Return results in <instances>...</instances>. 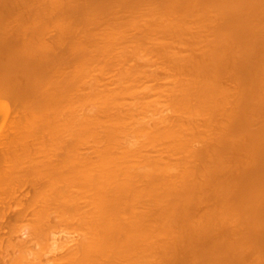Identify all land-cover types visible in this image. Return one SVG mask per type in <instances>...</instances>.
I'll list each match as a JSON object with an SVG mask.
<instances>
[{
	"label": "bare ground",
	"instance_id": "6f19581e",
	"mask_svg": "<svg viewBox=\"0 0 264 264\" xmlns=\"http://www.w3.org/2000/svg\"><path fill=\"white\" fill-rule=\"evenodd\" d=\"M78 1L23 0L34 9L12 12L0 0L9 11L0 12V101H10L0 114V264H44L29 257L27 237L12 241L29 216L46 236L55 216L69 226L78 218L84 239L53 264H264V0ZM14 13H32L33 25L22 18L30 27L21 19L12 39ZM88 21L108 25L91 37ZM47 24L60 26L49 43L65 48L43 43ZM140 59L160 69L144 72L156 66ZM157 96L179 114L150 126L135 112L155 113ZM203 203L213 209L199 213Z\"/></svg>",
	"mask_w": 264,
	"mask_h": 264
},
{
	"label": "rangeland",
	"instance_id": "374dc122",
	"mask_svg": "<svg viewBox=\"0 0 264 264\" xmlns=\"http://www.w3.org/2000/svg\"><path fill=\"white\" fill-rule=\"evenodd\" d=\"M7 1H8V0H7ZM12 1L15 3V2H17V1H19V0H17V1L12 0ZM20 1H22L21 4H23V0H20ZM20 1H19V3L17 2L18 4L16 3L17 5L15 4V6H18V7H19V5H20V8H15V9H16L15 11H14V10H11V9H12L11 7H12V6L14 7V3L12 2L13 5H10L11 7L9 6V7H10V8H9L10 11H12V12H16V11H18L17 9H20V10H21V8H23V9H24V12L27 11V10H29V12H30L31 9H32L33 7H35V6H32V4H31L32 2L29 3L30 5L27 4V3H25V4H23L24 6L21 7ZM40 1H41V5H42V0H40ZM44 1H45V0H44ZM4 2H6V1H4ZM34 2H36V1H34ZM78 2H80V1H78ZM81 2H83V1L81 0ZM81 2H80V3H81ZM6 3H7V2H6ZM8 3L11 4V0H10V2H8ZM35 4H36V3H35ZM35 4L33 3V5H35ZM38 4H39V0H38V3L36 4V6H38ZM0 5H1V3H0ZM26 5H28V7L32 6V8H31V7H30L29 9H28V7H27V8H24V7H26ZM41 5H40L39 7H42ZM3 7H4V5L2 4V9H3ZM6 7L8 8V5H7V4H6ZM39 7H36V8L38 9ZM140 7H143V5L140 6ZM0 9H1V8H0ZM33 9H34V8H33ZM33 9H32V10H33ZM39 9H40V8H39ZM20 10H19V12H20ZM116 10H117V8L115 9V11H116ZM118 10H120V8H118ZM118 10H117V11H118ZM2 11H3V10H2ZM2 11H0V12H2ZM5 11H8V10H5ZM5 11H3V12H5ZM48 11H49V10H48ZM48 11H47V12H48ZM50 11H51V10H50ZM52 11H54V10L52 9ZM52 11H51V13H52ZM122 11H123V10H122ZM8 12H9V11H8ZM44 12L46 13V11H44ZM55 12H56V11H55ZM55 12H53L52 14L55 15V14H54ZM124 12H126V11H124ZM124 12H123V13H124ZM128 12H129V11H128ZM21 13L24 14L23 11H21ZM21 13H20V15H19L18 13H14V14H13V15H15V14L17 15V16H15V17H18V16L20 17V16H21V18H19L18 20L16 19L17 21H14L15 18H14V16L12 15L13 21H8V22L10 23V26H8L9 24H6V23H8V22H6V21H7V20H6L7 18H6V17L4 18V20H5V23H4V24L7 25V27H6L5 30H7V29L9 28V29L6 31V33L9 32L8 34H11V35H9V36H11V37L13 36V35H12L13 31H15V34H14V35H16V32H18L17 30H15L17 27H19V25H17V24H19V23H17V22H21V21H22V23L20 24V26H21L22 24H23V25L26 24L25 26H27L28 28H29L31 25H33V24L31 23V21H32L31 19H32V17H33V16H32V13H29V15L31 14L30 16H32V17L26 15L27 18L30 17V18H28V19H27L26 17L24 18V15L27 14L28 12L25 13V14L23 15V17H22V14H21ZM41 13L44 14L43 11H42ZM115 13H116V12H115ZM115 13H114V14H115ZM118 13H119V12H118ZM121 13H122V12H121ZM123 13L120 14V16H122V15L124 16L125 13H124V14H123ZM126 13H127V12H126ZM0 14L3 16V14H5V13H0ZM35 14L37 15V13H35ZM35 14H34V15H35ZM49 14H50V12H49ZM49 14L47 13L48 16H49ZM52 14H50V15H52ZM128 14H129V13H128ZM128 14H126V15L129 16ZM1 15H0V16H1ZM9 15H11V12L6 14V16L9 18V20H11V19H10L11 17H10ZM115 15H116V14H115ZM126 15H125V16H126ZM4 16H5V15H4ZM4 16H3V17H4ZM42 16H43V15H41V17H42ZM44 16H46V15L44 14ZM118 16H119V15H117V17H118ZM123 16H122V18L125 17V16H124V17H123ZM50 17H51V16H50ZM52 17H53V16H52ZM112 17H114V15H112L110 18H112ZM1 18H2V17H1ZM22 18H24L25 20H29V19H30V20H31V21L29 20V21H30L29 23H31L30 26H28L29 23H28V25H27V23H26V22H28V21H25V20H23ZM106 18H108V17H106ZM125 18H126V17H125ZM125 18H124V20H125ZM21 19H22V20H21ZM102 19H104V18H102ZM4 20H3V21H4ZM20 20H21V21H20ZM36 20H38V19H36ZM98 20H99V19H98ZM98 20H93V22H95V21L98 22ZM105 20H107V19H105ZM105 20H103V21H105ZM110 20H111V19H110ZM110 20H109L108 22H110ZM121 20H122V19H121ZM145 20H146V19H144L143 21H145ZM24 21H25V24L23 23ZM101 21H102V20H101ZM101 21L99 20L100 23L98 22L100 25L103 23V21H102V22H101ZM141 21H142V19H140L139 22L141 23ZM38 22H39V20H38ZM63 22H64V24L66 25V22H65V21H63ZM93 22L91 21V23H92V25H93V26L91 25L92 28L94 27V25L96 26V24H93ZM97 22H95V23H97ZM106 22H107V21H106ZM108 22H107V23H108ZM98 23H97V24H98ZM111 23H112V22H111ZM143 23H145V22H142V25H143ZM50 24H51V23H50ZM50 24H47V25H49V26H48L49 28H50ZM59 24H60V23H59ZM62 24H63V23L61 22L60 26H61ZM87 24H88V25H86V28H87V26H89L88 28L91 29V27H90V25H89V24H90L89 21H88ZM145 24L147 25V21H146ZM23 25H22L21 27H24ZM47 25H46V26H47ZM65 25H64V26H65ZM104 25L106 26V25H108V24H105V23H104ZM104 25L102 26V29H101V27H100L99 25H97L94 29H96V30H97V29H98V30H103ZM140 25H141V24H140ZM16 26H17V27H16ZM53 26H55L57 29H58V27L60 28V26L55 25V24H54ZM57 26H58V27H57ZM81 26L83 27L82 24H81ZM84 26H85V25H84ZM21 27H20V28H21ZM48 27H47V30H48V31L45 30L46 27L44 28L45 32L47 31L46 33H44V31H43V33H44L43 36H47V38L45 37L46 40L50 39V37H52V36L54 35V33L56 32V30H57V29H56V30L54 29L55 27L52 28V29H51V28L49 29ZM97 27H99V28H97ZM24 28H25V27H24ZM28 28H27V29H28ZM64 28H66V26H65ZM88 28H87V29H88ZM105 28H106V27H105ZM105 28H104V29H105ZM139 28H140V27H139ZM18 29H19V28H18ZM89 29L86 30V32H87V31H88V32L91 31L90 34H88V35H91V37H92V35L95 36V32H96V35H97V32H100V31H98V30H97V31L95 30V32H94V31H92V30H94V29H91V30H89ZM108 29H109V27L107 28V31H108ZM135 29H137V30L135 31L136 34H137V31L140 32V30H139L138 28H135ZM140 29H142V28H140ZM5 30H4V31H5ZM54 30H55V31H54ZM208 30H209V29H206V31H208ZM58 31H60V30H58ZM58 31H57V32H58ZM107 31H105V33H107ZM129 31H132V29L129 30ZM129 31H127V32H129ZM11 32H12V33H11ZM57 32H56L55 34H57ZM101 32H102V31H101ZM103 32H104V31H103ZM103 32H102V33H103ZM122 32H126V31L124 30V31H122ZM202 32H204V31H202ZM58 33H59V32H58ZM91 33H94V34H91ZM105 33H104V34H105ZM135 33H134V30H133V32H130L129 34H128V33H125V34H128V35L131 37V35H133V36L135 35V36H136ZM205 33H206V32H205ZM205 33H204V34H205ZM209 33H210V30H209ZM46 34H47V35H46ZM99 34H101V33H99ZM201 34H202V33H201ZM206 34H207V33H206ZM206 34H205V35H206ZM102 35H103V34H102ZM208 35H209V34H208ZM36 36H37V35H36ZM36 36H35V37H36ZM43 36H42V40H44V39H43ZM57 36H58V35H57ZM206 36H207V35H206ZM210 36H211V33H210ZM210 36H209V37H210ZM14 37H15V36H14ZM16 37H17V36H16ZM54 37H56V36H55V35L53 36V39L50 40V43H52L51 41L55 40ZM66 37H67V36H66ZM211 37H212V36H211ZM211 37H210V38H211ZM12 39H14V38L12 37ZM66 39H67V38H66ZM46 40H44L45 42H43V41H42V42H43V43H46V44L49 45V46H51V48H49V49H52V45H53V44L51 45V44L49 43V40H48V41H46ZM63 40H64V41H67V40H65V38H64ZM35 41H36V40H35ZM47 42H48V43H47ZM170 42H171V40H170ZM176 42L178 43V41H176ZM176 42H174V43H176ZM36 43H37V41H36ZM65 43H66V44H65ZM65 43H62L64 47L61 45L60 48H61V47H62V48H65V47L68 45L69 41H68V42H65ZM181 43H182V41H181ZM178 44H179V43H178ZM65 45H66V46H65ZM176 45H177V44H176ZM180 45H181V44H180ZM180 45H178V47L176 46V48H179ZM199 45H200V44H199ZM49 46H48V47H49ZM196 46H198V44H196V45L193 46V47L195 48ZM200 46H202V45H200ZM200 46H199V47H200ZM54 47H56V45H53V48H54ZM57 47H58V46H57ZM57 47H56V48H57ZM181 47L183 48L182 45H181ZM56 48H54V50H51V51L56 52L58 49L61 50L60 48H57V49H56ZM196 48H197V47H196ZM200 48H203V46L200 47ZM173 49H174V48H173ZM178 50H179V49H178ZM178 50H177V51H178ZM194 50H196V49H194ZM199 50L201 51V49H199ZM142 51H143V52H145V51L147 52L146 49H145V50L143 49ZM172 51H173V50H172ZM174 51H175V49H174ZM182 51L184 52V50H181V52H182ZM185 51H186V50H185ZM187 51H188V50H187ZM200 51H198V52H200ZM146 52L143 53V54H146ZM178 52H179V51H178ZM178 52H177V53H178ZM132 53H133V52H132ZM132 53H130V54H132ZM177 53L172 52V54H174V56H175V54L178 55ZM179 53H180V52H179ZM185 53H186V52L181 53V55H180V54H179V55L182 56V54H184L183 56H185ZM193 53H194V52H193ZM193 53H192V54H193ZM196 53H197V51H196ZM196 53H195V54H196ZM133 54H134V53H133ZM143 54H142V52H141V54H138V55H142V56H143ZM147 54H148V52H147ZM186 54H189V52L186 53ZM134 55H135V54H134ZM134 55H133V56H134ZM149 55L151 56V53H150V52H149ZM149 55H146V56H148V58H149L150 61H151L152 58H151ZM190 55H191V52H190ZM133 56L129 57V58H130L129 60H131V58H132ZM136 56H137V55H136ZM144 56H145V55H144ZM144 56H143V57H144ZM152 56H153V54H152ZM155 56H156V55H154L153 58H155ZM160 56H161V55H160ZM139 57H140V56H138V57H136V58L139 59ZM143 57H141V59H144V60H145V58H143ZM161 57H162V56H161ZM148 58H146V59H148ZM158 58H159V60L163 59V58H160V57H158ZM0 59H1V58H0ZM3 59L5 60L6 58H3ZM133 59L136 60V61H135L136 63H137V61H139V60L135 59V57L132 58V61H133ZM141 59H140V62H144V63H145L146 60L144 61V60H141ZM149 59H148V60H149ZM155 59H157V58H155ZM155 59H154V60H155ZM6 60H7V59H6ZM148 60H147V62H148ZM159 60H158V61H159ZM169 60H170V59H169ZM132 61H130V62H132ZM150 61H149V63H147V64H150V65L152 64V65H153V63H154V65H155L156 67H154V66H153V67L148 66V67L142 68V70L145 69L144 72L148 69L149 72L152 71V70H154L155 72L152 71L151 73H153V72L156 73L157 68L160 69V67H163V65H164V66H168V65H165L166 62H167V60H166V62L164 63V61H165L164 59H163V61L161 60V61L163 62V64L160 62L161 65L158 63V61H157V62L154 61V62H152V63H150ZM0 62L3 63L4 61L2 62V59H1ZM132 63H133V62H132ZM132 63H131V64H132ZM155 63H156V64L158 63V64L160 65V67H159L158 65H156ZM167 63H170V62H167ZM139 64H140V63H139ZM141 64H142V63H141ZM145 64H146V63H145ZM147 64H146V66H147ZM170 64H171V63H170ZM64 65H65V66H63V67H66V64H64ZM133 65H134V64H133ZM114 66H116V65H114ZM143 66H144V65L142 64V67H143ZM157 66H158V67H157ZM108 67H109V66H108ZM111 67H112V66H111ZM116 67H117V66H116ZM140 67H141V66H140ZM170 67L173 69L172 66H170ZM170 67H169V68H170ZM68 68H69V67H68ZM112 68H113V67H112ZM165 68H166V67H165ZM114 69H116V68H114ZM114 69L111 70V68H110V71L113 72ZM155 69H156V70H155ZM159 69H158V71H159ZM162 69H163V68H161V71H162ZM166 69H168V67H167ZM178 69H180V68H178ZM117 70H118V68H117ZM168 70H170V69H168ZM176 70H177V69H176ZM63 71H64V70L61 71V76H62V74L65 75V74L67 73V70H66V73L64 72L65 74L62 73ZM108 71H109V70H108ZM108 71H107V73H108ZM110 71H109V72H110ZM158 71H157V72H158ZM164 71H165V70H163V73L161 72L162 75H164V76H165V75H169V74H171L170 72H169V74H168V73H167V70L165 71V73H167V74H165ZM114 72H115V70H114ZM114 72H113V73H114ZM116 72H117V71H116ZM146 72H147V71H146ZM149 72H148V73H149ZM186 72H187V71H185V73H186ZM110 73H111V72H110ZM110 73H109V75H107V76H109V78H110V76H111V80H115V78H117V77L120 76V73H121V72L116 73V75L114 74V75H115V76L113 77L114 79H112V76H113V75H112V73H111V74H110ZM148 73H147V74H148ZM151 73H149V74H151ZM187 73H188V72H187ZM49 74H50V73H49ZM117 74H119V76H118ZM19 75H20V76H18L19 80H20L21 82H23V77H22V75H21V74H19ZM50 75H51V74H50ZM176 75L179 76V78L185 76V75H183V74H182V76H180L181 74H176ZM186 75H187V74H186ZM188 75H191V74H188ZM192 75H193V74H192ZM52 76H54V74H53ZM171 76H172V75H171ZM225 76H226V75H225ZM48 77H49V76H48ZM50 77H51V76H50ZM50 77H49V78H50ZM55 77H58V76H55ZM165 77H166V76H165ZM168 77L171 79V81H170V79H165V81H164V78H163V80H162V84H160L161 82H160V83L158 82L159 85H155V86H156V87L158 86V88H160V87H162L161 85H164V86H165V83L163 84V82H166V84H167L168 81H170V82H171L170 84H172V82H174L173 79H176V78H173V77H176V76H172L173 79L170 77V75L167 76V78H168ZM186 77H188V76H185V78H186ZM191 77H193V76H191ZM222 77H224V76H222ZM226 77H228V76H226ZM226 77H225V78H226ZM49 78H48V79H49ZM51 78H53V77H51ZM179 78H178L177 80H181V79H182V78H180V79H179ZM193 78H194V77H193ZM230 78H232V77H230ZM233 78H234V77H233ZM233 78H232L231 80H229V81H228V78H226V79H224V80H225L226 83H228V82L231 81V82L229 83V85H231V84L234 83L235 85H233V86H236V88H238L237 85H236V83H235V82H237V80H235V82H234V81H233ZM60 79H61V78H60ZM60 79H59V80H60ZM90 79H92V78L89 77V80H87V79H84V80H85V81L87 80L88 82H89V81L91 82ZM187 79H189V78H186V80H187ZM190 79H192V78H190ZM222 79H223V78H222ZM234 79H235V78H234ZM183 80H184V78H183ZM194 80H195V79H194ZM220 80H221V77H220ZM224 80H223V81H224ZM85 81H84V82H85ZM87 81H86V84H87ZM149 81H150V80H149ZM181 81H182V80H181ZM223 81H221V82H222L221 84L224 83ZM92 82H94V81L92 80ZM147 82H148V81H147ZM151 82H152V81H151ZM182 82H183V81H182ZM158 83L153 82V84H158ZM226 83H225V84H226ZM89 84H90V83H89ZM145 84H146V83H145ZM148 84L150 85V82H149ZM153 84H152V85H153ZM167 85H168V84H167ZM167 85H166L165 88H167ZM172 85H173V84H172ZM180 85H181V82H180ZM229 85H227V84H226V85H222V86H221V90H222V92H223L224 89H227V88L222 89V87H223V86L226 87V86H229ZM146 86H148V85L146 84ZM150 86H151V85H150ZM170 86H171V85H170ZM175 86H176V85H175ZM177 86H178V84H177ZM233 86H232V87H230V86L228 87L229 90H230V88L233 89L232 94H233V92H234L235 90H236V91H235L234 93H237V92H238V89L235 88V90H234ZM148 87H149V86H148ZM152 87H153V86H152ZM152 87H151V89H152ZM168 87H169V86H168ZM85 88H86V87H85ZM158 88H157V90H154V93H155V94H157V91L159 90ZM177 88H179V86H178ZM180 88H181V87H180ZM153 89H154V88H153ZM160 89H161V88H160ZM168 89H170V88H168ZM174 89H175V88H174ZM149 90H150V89H149ZM162 90H163V88H162ZM162 90H161V91H162ZM175 90H176V91H179L180 89H175ZM221 90H220V95L222 96L223 93L221 94ZM155 91H156V92H155ZM159 91H160V90H159ZM159 91H158V92H159ZM225 91H226V90H224V92H225ZM227 91H228V89H227ZM230 92H231V90H230ZM240 92H241V90H240ZM149 93H150V92H149ZM152 93H153V91L151 90V93H150V94H152ZM154 93H153V95H154ZM159 93H160V92H159ZM159 93H158V94H159ZM163 93H164V90H163ZM163 93L161 92L159 95H162V97H165V96H164L165 94L163 95ZM158 94H157V95H158ZM159 95H158V96H159ZM220 95H218V93H217V96H219V97L221 98ZM233 95H234V96H236V95L238 96V94H233ZM148 96H150V95L148 94ZM151 96H152V95H151ZM158 96H157V97H158ZM153 97H154V96H153ZM167 97H168V96H167ZM219 97H218V98H219ZM151 98H152V97H151ZM155 98H156V96H155ZM155 98H154V99H155ZM169 98H170V97H168L167 99L169 100ZM130 99H131V98H130ZM130 99H128L129 102H131V101L133 100V99H131V101H130ZM152 99H153V98H152ZM154 99H153V101H155ZM158 99L160 100L161 98L158 97ZM167 99H166V100H167ZM148 100H149V99H148ZM159 100L156 99V101H158V102H159ZM161 100H162V99H161ZM161 100H160V101H161ZM166 100H162V101H161L162 104L160 105V107L158 106V109L160 108L159 111H158V109H155V108L153 107V108L155 109V113H150L149 115H148V114L145 115V112H143L144 115L147 116V117L141 115L140 112H135V113L139 114V115H137V116L139 117V119H141V120H148V122H149L148 124H150L151 121H152V124H151L150 126L153 125V123H154V121H153L154 118H155V121H156V118H159L160 120L163 119V121H165L166 117H167V118H168V117H170V118H171V117H174L175 115H173V114H175V113H176V116H177V114H179V113H177L175 109H174V110H175V113L172 112L170 109H173L174 106L171 108L172 105H171V102H169L170 100L168 101V103H170L169 106L166 105V104H167ZM149 101H150V100H149ZM153 101H152V102H153ZM156 101H155V102H156ZM6 102H9V103H10V101L7 100V99H4V98L1 99V101H0V114L3 113V106H4V104H5ZM132 102H133V101H132ZM134 102H135V101H134ZM150 102H151V101H150ZM153 103H154V102H153ZM76 104H78V103H76ZM159 104H160V103H157V105H159ZM78 105H79V104H78ZM78 105H77V106H78ZM157 105H156V106H157ZM170 105H171V106H170ZM151 106H152V105H149V107H151ZM154 106H155V105H154ZM78 107H79V106H78ZM78 107H77V108H78ZM80 107H81V105H80ZM64 108L66 109L65 111H67L68 106H67V107H64ZM146 109H149V108H146ZM146 109H145V110H146ZM151 109H152V108H150L149 111H150ZM154 109H153V110H154ZM79 110H80V109H79ZM153 110H152V112H153ZM72 111H75V110H72ZM77 111H78V109H77ZM156 111H157V112H156ZM80 112H81V111H79V113H80ZM147 112H148V111H147ZM147 112H146V113H147ZM66 113H67V112H66ZM66 113H64V115H66ZM77 113H78V112H77ZM67 114L70 115L69 113H67ZM74 114H75V113H74ZM16 115H17V109H16V107H12L11 112H10V116L8 117V122L10 121V119H11L13 116H16ZM62 115H63V113H62ZM75 115L77 116V115H79V114H75ZM75 115H71V116L76 117ZM176 116H175V117H176ZM68 117H69V116H68ZM135 117H136V116H135ZM138 117H137V120H138ZM59 118H60V117H58L56 120H58ZM164 118H165V119H164ZM168 119H169V118H168ZM171 119H172V118H171ZM171 119H169V121H172ZM218 119H219V118H218ZM173 120H174V118H173ZM161 121H162V120H161ZM166 121H167V119H166ZM169 121H168V122H169ZM215 122H216V121H215ZM217 122H219V120H218ZM220 122H221V119H220ZM220 122H219V123H220ZM146 123H147V122H146ZM156 123H160V121L157 120ZM154 124H155V123H154ZM160 124H162V123H160ZM217 124H218V123H216V125H217ZM216 125H215V123H214V125H213L214 128H217ZM218 125H219V124H218ZM8 126H9V125L6 124L4 128H7ZM160 126H161V125H160ZM215 126H216V127H215ZM0 131H1V130H0ZM212 132H213V131H212ZM215 132H216V131H215ZM212 135H213V134H212ZM213 136H215V135H213ZM207 138H208V137H207ZM210 138H211V139H210ZM212 139H213V138H212V136H211V137L208 138V141H209V140H212ZM202 140H203V139H202ZM205 140H207V139H205ZM205 140H203V141H205ZM214 140H215V139H214ZM201 142H202V141H200V142H199V141H198V142L196 141L194 145H196L197 148H201V146L205 145V144H203V143H206V141H205V142H202V143H201ZM212 142H213V141H212ZM207 143H209V142H207ZM202 144H203V145H202ZM86 146H87V145H86ZM86 146H85L84 148H86ZM198 146H200V147H198ZM88 147H89V146H88ZM85 150L87 151V148L84 149V151H85ZM88 150H89V149H88ZM152 152H153V151H152ZM151 154H152V153H151ZM153 154H154V152H153ZM153 154H152V155H153ZM165 156H166V155H165ZM174 158H176V157H174ZM177 158H178V157H177ZM244 158H245V157H243V159H242L243 161H245ZM246 158H247V157H246ZM240 159H241V158H240ZM239 161L241 162V160H237L236 162L240 163ZM229 162H230V161H229ZM229 162H228V166L230 165ZM231 162H232V161H231ZM233 162H234V161H233ZM233 162H232V163H233ZM236 162H234V163H236ZM241 164H242V163H241ZM234 165H236V164H234ZM238 166H239V165H238ZM241 166H242V168H243V165H241ZM241 166H240V168H241ZM229 168H230V167H229ZM232 168H234V167H232ZM235 168H239V167H237V165H236ZM240 168H239V172H240V170H242V168H241V169H240ZM226 169H228V168H226ZM230 169H231V168H230ZM222 171H223V170H222ZM222 171H220V173H221ZM224 171H225V169H224ZM228 171H230V170L228 169ZM234 171H236V170L234 169ZM237 171H238V170H237ZM226 172H227V171H226ZM227 173H228V172H227ZM235 173H236V172H235ZM225 174H226V173H225ZM225 174L223 173L222 175L224 176ZM237 174H238V173H237ZM220 176H221V175H220ZM218 177H219V175H218ZM224 177H226V176H224ZM220 178H221V177H220ZM219 180H220V179H219ZM141 184H142V183H141ZM90 197H92V196H90ZM209 203L211 204L212 202H209ZM209 203H208V204H209ZM210 204H209V205H210ZM200 205H201V204H200ZM200 205H199V206H200ZM143 206H144V204H143ZM206 206H208V205L203 203V205H201V207L199 208L200 210L198 209L199 213L205 211V210H204L205 208H206L207 210H212V209H213V207H212L211 209H209L210 206H208V208H207ZM207 210H206V211H207ZM198 211H197V212H198ZM213 212H214V211H213ZM54 216H55V215H54ZM77 216H78V215H77ZM78 217H79V216H78ZM30 219H31V216H29V219L24 220V221L22 222V224L19 225V227L16 228L15 233H11V235H12L13 238H14V240H12V236H11V240L14 241V242H19V240L22 239L23 237H25V238L27 237V238L29 239V245H30V250H31V254L29 255V257H31V258H32V257H39V258L42 260V263H44V264H47V263H46L47 261H51L49 264H53V263H54V260H55L58 256L60 257L61 254L64 253V252L67 253L66 251H67L68 247H70V246L73 247V248H74V247H77L78 244L81 243V242H80L81 239H84V238H82L83 235H82V233H81V232L83 231L82 228H81L82 231H80L79 227L76 228V226H75V225L77 224V222L79 223V221H77V219H78L77 217H76V220H75V222L77 221L76 223L73 222V221H72V222H70V221L67 222L68 224L71 223V225L74 224L73 227H70L71 225L69 226V225L63 224V223L61 222V220H59L60 218H57V216H55V218H52V220H51L52 222H51V223H52V224H53V223L55 224V222H56V225L53 224L54 226H53V228H51V229H50L51 225L49 226V229H47V231L49 232V230H50V233H49L47 236H46V234H44V232H43V234H40V233H42V230H41V232H40V231H37V230H35V229L31 231V229H30V225L33 226V223L31 224ZM58 221H60L61 223L59 224ZM62 221H63V220H62ZM32 222H33V221H32ZM51 223H49V224H51ZM64 223H66V222H64ZM49 224H48V225H49ZM77 225L79 226V224H77ZM74 226H75V227H74ZM44 227H45V226H44ZM45 228H46V227H45ZM45 228H44V229H45ZM44 229H43V230H44ZM38 230H39V229H38ZM45 231H46V230H45ZM38 232H40V233L38 234ZM84 233H85V231H84ZM84 233H83V234H84ZM23 234H25V235H23ZM38 235H41V236L37 237ZM43 235H44V236H43ZM27 238H26V239H27ZM14 242H13V243H14ZM61 244H63V245H61ZM56 245H57V247H56ZM59 245H60L62 248H60ZM63 246H64V247H63ZM74 249H75V248H74ZM71 250H72V249H71ZM68 251H69V249H68ZM65 253H64V254H65ZM38 255H39V256H38ZM62 255H63V254H62Z\"/></svg>",
	"mask_w": 264,
	"mask_h": 264
}]
</instances>
